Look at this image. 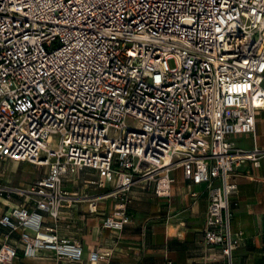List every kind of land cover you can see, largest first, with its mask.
<instances>
[{
    "label": "built area",
    "instance_id": "1",
    "mask_svg": "<svg viewBox=\"0 0 264 264\" xmlns=\"http://www.w3.org/2000/svg\"><path fill=\"white\" fill-rule=\"evenodd\" d=\"M262 113L264 0H0V202L21 200L0 220V264L40 251L82 263V245L58 232L65 207L85 200L95 213L114 199L102 228L120 233L134 189L170 204L177 169L208 191L205 244L232 264L235 169L259 168L264 149L231 138L256 139ZM8 161L45 173L14 187L2 181ZM86 170L103 191L94 200L66 184Z\"/></svg>",
    "mask_w": 264,
    "mask_h": 264
},
{
    "label": "crops",
    "instance_id": "2",
    "mask_svg": "<svg viewBox=\"0 0 264 264\" xmlns=\"http://www.w3.org/2000/svg\"><path fill=\"white\" fill-rule=\"evenodd\" d=\"M238 148L250 150L255 143L264 149V113L258 118L256 139L253 135H240L231 138ZM2 181L9 179L12 167H25L22 163L5 162ZM83 176L97 178L89 170L83 171L71 181L68 189L73 194L94 197L103 193L87 185L89 180ZM175 184L173 198L169 204L157 198L152 192L135 188L133 201L129 206L132 224L122 232L104 230L102 221L106 214L116 207L114 199L99 198L98 211L90 212L89 202L82 201L65 207L58 222V232L62 238L79 242L84 251L80 264L89 263L91 253L111 250L110 262L96 264H229L219 248L205 244L204 229L208 216L209 193L205 186H196L184 178L183 170L173 173ZM234 177L238 184V194L231 199L233 234L241 239V244L232 253V264H264V159L256 168L247 162L235 169ZM35 182V181H33ZM33 182L27 183V185ZM198 193V199L192 197ZM94 200V199H93ZM21 200L0 202V220L2 215ZM46 224L54 221L46 218ZM7 231L0 225V245ZM18 239V234L13 235ZM12 264H72L58 263L51 251H40L37 259L18 257Z\"/></svg>",
    "mask_w": 264,
    "mask_h": 264
},
{
    "label": "rangeland",
    "instance_id": "3",
    "mask_svg": "<svg viewBox=\"0 0 264 264\" xmlns=\"http://www.w3.org/2000/svg\"><path fill=\"white\" fill-rule=\"evenodd\" d=\"M169 66L170 68H175L176 64L174 61H170L169 62ZM128 125L130 127H136L138 125V122L130 119L128 121ZM52 140V146L55 147L56 144L59 143V137L58 136H52L51 137ZM56 142V143H55ZM24 164L25 167H12L14 168V170L11 173V177L7 180L4 181V183H7L11 186L14 187H26L28 186L27 183L29 182H33L38 180L39 178L43 177L44 173H45V169L44 168H40V167H35L32 166L30 164ZM82 179L83 180H89V181H96L97 178L91 177V176H83L82 175ZM67 186L71 184V181H68ZM95 186L91 185V189L94 188Z\"/></svg>",
    "mask_w": 264,
    "mask_h": 264
}]
</instances>
